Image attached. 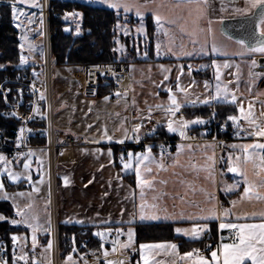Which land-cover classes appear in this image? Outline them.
I'll return each instance as SVG.
<instances>
[{"label": "crops", "instance_id": "1", "mask_svg": "<svg viewBox=\"0 0 264 264\" xmlns=\"http://www.w3.org/2000/svg\"><path fill=\"white\" fill-rule=\"evenodd\" d=\"M67 1L81 2L79 0ZM90 1L91 2L88 4L110 9L106 4L100 3V0ZM135 2L144 4L145 0H135ZM36 3L38 5L39 0H36ZM245 3L246 0H207V4L205 5L203 0H199V2H194L192 4L180 3L177 6L176 0H150L149 8L152 9V11H146L144 13L143 21L146 17H151L152 22L154 23L155 29L152 39V47L155 57L166 59L169 63L179 62L185 67L192 64L205 65V70L210 68V77L208 80L213 82L215 81L214 77H216L217 73L216 71L212 72L213 61H215L216 64L221 63L223 60L236 61L235 72L238 88L237 95L259 98L264 97V68H259L258 64L254 68L251 66V61L253 59H255L257 63L258 58L264 57V55L259 53L235 55V53H228L225 51V48L229 46L228 39L231 37L223 33L222 22L227 19L248 18L252 16L251 12L245 13V15L235 14V9H243ZM18 7L23 10L24 14L36 12V9H31L29 5H20ZM200 9H203L205 14L197 20ZM221 9H223V11ZM110 10L125 14L124 16L132 15L133 17H136L134 11L124 13L122 9ZM153 11L164 16L167 20L175 21V23H165L158 32L157 25L153 19ZM209 19L213 21L212 34H209L207 31L209 27ZM142 24L145 26V21L142 22L141 25ZM130 28V31L133 32L132 27ZM181 28L184 29L183 32L181 31ZM201 29H203V31H200ZM165 31L168 32V36L164 35ZM194 31L195 36L191 35ZM141 34L144 35L143 37L147 35L146 26L144 32ZM138 37L141 38L142 36L140 35ZM193 39H196L198 43L193 44ZM170 41L173 50L177 55L168 52ZM214 41L218 45L223 46L221 51L216 53L211 51V46ZM157 43L161 46V55L158 57L156 56ZM205 45V51L207 54L201 52V47ZM181 51L190 52L192 55H179ZM149 65H152V63L149 62ZM127 66L129 74V90L127 92L129 93L132 89V85L130 79V67L129 65ZM250 72L261 73V75H250ZM104 97L106 96L98 97L99 99L97 100L99 101ZM124 100L128 103L126 113H128L130 118H133L132 115L134 116V114L132 113L135 112L130 108V106L132 107V103L144 106L147 109L150 108L146 104V100L137 95L133 99L132 97L127 96ZM53 101L54 96L52 94V108L54 115ZM238 122L242 121L239 120ZM137 124L142 123H130L128 128H122L120 126L112 128L111 135H108L112 136L113 139L108 141L106 138L102 139V135L98 137H92L90 135H88V137H82L81 134H79V136L63 129L65 125H62L63 127H58L55 123L54 115L55 127L73 134L79 139L80 143L70 154H62L59 156L58 163L56 164L55 181L53 185L50 183L49 179L47 154L44 148L37 147L29 150L32 152V162L30 166L33 168L39 164L42 166V168L39 166L36 170L37 173L34 169L30 172L32 184H35L40 178V171L44 173L46 178L44 191H46V200H48L47 210L49 209V217L48 212L45 214V217L47 218L45 223L47 226L46 228L49 229L50 227L52 214L59 226H76L92 228L94 230L113 228L115 230L120 229L121 232L125 234L128 233L129 229H132L134 233L133 226L135 225L165 223L173 225L175 236L181 237L187 241L214 239L212 243L216 245L211 250H215L221 243H230L224 240L221 241V237L224 238L225 234L230 231L229 229H219V224L221 222H264V215H262L264 214V199H257L254 195L251 198L242 199L244 193L242 178L227 171L229 154L232 155L233 160H235V157L238 155L242 156L239 147L233 148L231 146L253 143L252 136L241 131L242 129H247L243 127V122L242 125H240V128L235 129L237 136L236 139L226 142L221 152H215L212 144L207 139L192 136V133L195 132L193 129L195 130V128H198L202 124H189L186 129L188 139H182L178 133H169L165 125H157L154 128H162L167 134L174 136V139L159 140L160 144H152V140L144 134V129L146 127V123H144L139 132V142L135 139H125L123 144L117 143L118 140L124 138L125 129L130 136H135L136 133H133L132 129ZM96 141H99V143H96ZM180 144H183L185 147L183 153L177 157L176 149L177 145ZM145 145L152 146V155L157 161L161 160V146H163L165 151L162 162L166 170L158 169L156 164H152L150 165L153 169L152 173L144 174L148 179L154 178V188L144 190L145 200L151 204L154 203L152 200L153 195L164 194L160 199L159 207L156 210V215L160 218L155 220L140 219L139 205L141 203V189L137 187L135 169L122 170L123 165L120 159L121 155L126 159L128 152H143ZM188 145H191V147L189 148ZM109 149H111L113 153L112 157L108 156ZM116 150L117 153H115ZM207 157H213L215 160L212 169L215 183H213L211 179H206V176L208 175L207 172L194 170L192 168L193 164L204 165L206 163H211V161L207 160ZM23 158H25V156H23ZM27 158L31 157L27 155ZM176 159L179 160L178 165L173 164V161ZM23 160L19 162L18 169L23 168ZM101 165L104 167L101 168ZM241 167L244 168L251 182L259 184L260 177L257 175L259 170L255 168L251 162L244 164L243 160H241ZM261 175H264V173H261ZM3 177L7 180V177ZM64 177L68 178V184H65ZM89 181H91V183H89ZM162 181L166 183H161ZM236 182H239V187L232 191H225L228 185H232ZM19 183L26 184V181L21 180L14 184ZM28 187L30 188V186L27 185V188ZM256 191L264 195V187H257ZM106 193L107 195H105ZM210 196L215 197L214 202H209ZM226 196H232V198L229 201L224 202L222 197ZM231 201H237V203L233 205ZM213 205L215 206L217 218L207 221L187 219L189 215L193 217L206 215L207 210L213 207ZM165 209L167 210L166 212L164 211ZM201 209H204V211L201 212ZM225 209H229L231 215H222ZM181 213L184 215L183 219L180 218ZM171 217L176 218L172 219ZM237 217L244 218L238 220ZM203 224L208 225V230L202 232L199 239H193L189 236H185L183 233H177L175 231L177 228L191 229L194 225L202 226ZM133 243L131 249L137 255L138 264H143L140 257L141 244L136 245L134 241ZM169 243L173 242H152L143 244ZM211 250H208L205 254L209 259L211 258ZM178 251L183 255L179 247ZM145 255L149 258L150 264H152V262H155V264H173V261H176V264H185L184 261H181L178 257L172 255L170 249L167 251L164 249L152 251L145 250ZM247 264H251V262L248 261Z\"/></svg>", "mask_w": 264, "mask_h": 264}, {"label": "snow or ice", "instance_id": "2", "mask_svg": "<svg viewBox=\"0 0 264 264\" xmlns=\"http://www.w3.org/2000/svg\"><path fill=\"white\" fill-rule=\"evenodd\" d=\"M29 0H12V18L13 20H17L19 16H23L24 12L22 9H20L17 4L18 3H27ZM194 2H199V0H177V6L180 3H187V4H192ZM31 6L35 7L38 6L36 4V0H30ZM100 3L106 4L108 8L110 9H116L120 10L122 9L124 13H129V12H135V15L141 20H143L144 13L146 11H152V9L149 8V3L150 0H145L144 4H139L136 3L135 0H100ZM203 3L206 5L207 0H203ZM223 11V9H221ZM255 10V11H253ZM251 12L252 13V23L254 24V32L251 34V38L255 40V44L252 46H245V42L243 40L236 41L242 51L238 54L243 55L245 53H259L261 55H264V0H246L245 7L243 9L237 8L235 9V14L239 15H245V13ZM153 19L157 25V31L159 32L160 29L163 27L165 23L172 24L175 23L173 20H167L164 16L158 14L157 12L153 11ZM204 10L200 9L199 10V15L197 16V20H199L201 17L204 15ZM68 15L72 16H78V13H71ZM31 22V21H30ZM212 24L213 21L209 19L208 21V33L212 34L213 29H212ZM18 28L21 27L20 24L16 25ZM116 28H121L122 26L118 23ZM77 30L79 31V26H77ZM123 31L124 34H128V30L126 26H123ZM138 32H144L143 26L139 27L137 29ZM181 31L183 32L184 29L181 28ZM200 31H203L201 29ZM43 33H41L42 35ZM165 36H168V32H164ZM191 35L195 36V31L191 33ZM27 37L21 36V40L24 41L26 40ZM118 43V41H117ZM193 44L198 43L196 39L192 40ZM21 49H23L24 44L22 43L20 45ZM157 55H160V44L157 43ZM205 46L201 47V52H205ZM222 45H218L215 41L212 43L211 46V51L213 53H216L218 51L222 50ZM29 50H32V45L29 44ZM120 49H114V51H119ZM168 52L172 53L173 55H177V53L173 50V47L171 45V41L168 47ZM145 55H147L145 53ZM179 55H192L190 52H183L181 51ZM27 62V58L24 55L20 56V64H25ZM213 66H215V61H213ZM251 66L254 68L257 66L256 60L253 59L251 61ZM2 67V66H0ZM163 67V66H161ZM224 67H228V64L225 63ZM99 70V68H98ZM111 71V69H109ZM250 75H256L259 76L261 73H251ZM167 79V77H165ZM216 79L217 81L220 80V72L219 69H217L216 73ZM205 87L207 88L208 85L207 83L205 84ZM168 91V101L167 104H158L156 107L158 109H163L165 116L167 117V124L166 128L169 133H178L182 139H188L186 135V129L188 128L189 124H204L205 121L203 119L197 118L193 121H188L181 116L179 120L176 119L177 114L180 112V109L182 107L181 102L178 100L177 96L175 93H173L172 89H167ZM177 92H185V89H183L179 83L177 84L176 87ZM117 96L120 95V93H116ZM41 99H44L43 94H41ZM105 100H108L109 97H104ZM219 99H223L225 101H228L229 99V89L227 85H221L220 83H217L216 85V91L214 95H210L208 98L204 99L201 101V103H209L210 101H217ZM190 102V101H188ZM232 103H236V96L234 94L231 95V101ZM151 112V109H149ZM239 111L242 113V116L238 117L236 115H230L227 117L229 121L232 122L233 127L235 128H240V124L238 121L240 119H244L249 127L252 129L250 132L248 129H242L241 131L247 133L249 136L253 137H258V138H264V126L261 124L257 123L256 120L253 118V113H252V105L249 104V110L247 113H245L244 108L241 106ZM33 112H38V109L34 106L33 107ZM13 116H17V113L13 112ZM149 119L151 118L150 116L148 117ZM159 123V122H158ZM91 127V125H89ZM142 127V124H137L135 127L132 129L133 133H136L135 136H130L128 131L125 129L124 130V138L120 139L117 141V143L123 144L125 139H135L137 142L140 140V129ZM155 130V129H154ZM19 133L16 137L17 139V144L21 143L22 140V134L24 133V128H21L19 130ZM239 135V133H238ZM107 139L108 141H111L113 139L112 136H109L107 133V129L105 128L102 139ZM96 143H99V141H96ZM184 145L180 144L177 145L176 153L177 157H179L184 150ZM190 148L191 145H188ZM231 147L237 148L239 147L242 152V156L238 155L235 157V160H233L232 155L229 154L228 157V168L227 171L230 173H234L235 175L239 176L242 178L243 185H244V193L242 196L243 198H251L253 195L257 199H264V195L260 194L259 192L256 191L257 187H264V175H261V173H264V143L261 142H254L251 144H243V145H232ZM23 155V153H21ZM29 157L32 155V153L28 154ZM113 153L111 149L108 151V156L112 157ZM165 155V151L163 149V146H161V160L157 161L156 158L152 155V146L151 145H145L144 151L143 152H128L127 157L121 155V163L123 165L122 170H129L134 168L135 169V175H136V183L137 187L141 189L140 193V198H141V203L139 205V216L141 220L144 219H159L160 217L156 215V210L159 207V201L164 195L163 193L159 195H153L152 200L154 203L149 204L145 200V189H153V179H148L145 177V173L151 174L153 169L150 167L152 164H156L158 169L161 170H166L164 164H163V158ZM208 161H211V163H206L204 165H196L193 164L192 168L194 170L198 171H203L207 172L208 175L206 176V179H211L213 183H215V177L212 175V169L215 164V160L213 157H207ZM241 160H243L244 164H248L251 162L255 168H257L259 171L257 175H259V184L253 183L249 180V177L244 170V168L241 167ZM0 162H4L5 164L7 163L6 158L0 154ZM111 162V160H110ZM174 165L179 164V160L176 159L173 161ZM30 167V161L29 159L24 160V168L25 170H28ZM104 166L101 165V168ZM0 172H6L7 173V179L13 183L21 180V176L18 173L12 172L8 170L6 167L5 168H0ZM23 179L27 180L29 185L32 186V177L31 175L25 176ZM41 183L43 182L42 180L40 181ZM64 182L65 184H68V178L64 177ZM91 183V181H89ZM161 183H166V182H161ZM239 187V182H236L232 185H228L225 189V191H232L233 189ZM32 191L33 192H38L39 189L36 188L35 186H32ZM0 193L3 195L0 196V198L8 200L10 197L8 196L7 192L5 191V185L3 182H0ZM17 195L23 196L24 193H17ZM107 195V193L105 194ZM182 199V198H181ZM215 197L210 196L209 197V202H214ZM233 205L237 203V201H231ZM13 209L15 212V216L18 217V219H11L8 220L7 217L0 215V221H5L8 220L9 223L12 225H20L23 224L27 229L31 230L32 233V242H33V248L36 246V233L41 230V225L39 224L38 217L31 212L32 209V204H25L23 207H20L18 204L13 202ZM165 212L167 211L166 209L164 210ZM204 209H201V212H203ZM222 215H231V212L229 209H225ZM264 215V214H262ZM168 218V217H166ZM172 219H175L176 217H171ZM181 219L184 218L183 213H181L180 216ZM217 218L216 216V210L215 206L209 208L207 210L206 215H200L197 217H193L189 215L187 219L189 220H210ZM244 217H237V219H243ZM131 222V221H129ZM219 229H229V230H234L235 231V238L232 243H221L218 245V247L215 250L210 251V259L201 254L199 249H192L191 251L183 253L181 255L178 251V246L174 243H169V244H141L140 245V257L141 260L143 261V264H150L149 258L146 257L145 255V250L152 251V250H157V249H164L165 251L171 250L172 255L175 257H178L179 260L184 261L185 264H247L248 261L251 262V264H264V222L261 223H224L221 222L219 224ZM205 230H208V225L203 224L202 226H196L194 225L191 229H182V228H177L175 231L177 233H183L185 236H189L193 239H199L201 236V233L204 232ZM118 234H122L120 229H117ZM94 235L100 237L101 241L105 239V233L103 232H96ZM127 243L121 244L120 247L122 248H128L132 245L134 241V233L132 229L128 230L127 233ZM19 238L16 235H12L11 240L13 243V247L16 246L17 240ZM223 240L224 238L221 237ZM238 240V242H236ZM114 247L113 251H115V244L116 241H113ZM101 247L103 248V244H101ZM48 248H51V241H49ZM206 248L210 249V245L206 246ZM76 251L75 247H73V253ZM105 256V264H117V262L108 260V252H104ZM67 262L69 264H74L73 262V256L72 254H69L66 258ZM18 261H23V264H28V254L26 252H22L21 255L17 256L15 253H13V258H12V264H17ZM0 264H9L8 260L0 257ZM31 264H39L38 261L35 260V258H32ZM122 264V262H121ZM152 264H155V262H152ZM173 264H176V261H173Z\"/></svg>", "mask_w": 264, "mask_h": 264}, {"label": "rangeland", "instance_id": "3", "mask_svg": "<svg viewBox=\"0 0 264 264\" xmlns=\"http://www.w3.org/2000/svg\"><path fill=\"white\" fill-rule=\"evenodd\" d=\"M84 2L85 0H79ZM87 3L91 2L90 0L85 1ZM37 4V3H36ZM26 6L29 5L31 9H36L35 13H25L23 16H19L17 20H15V26L20 24L21 27H17L18 36L20 40V45L23 43L24 47L21 49V55H24L27 58V62L25 64H20L21 68H26L29 66H38L41 68V64L43 62V34L42 32V20L40 15V7L31 6L30 0L27 3H18L17 6ZM37 7V8H36ZM38 9V11H37ZM125 14H123L124 16ZM133 18L135 21H132ZM124 21L120 23L121 28H117V32L119 36L116 38V49L119 48V51H116L119 57L126 59L128 58V52L126 50L125 43L121 40L122 38H134L138 36H144L143 32H138L137 29L141 25L143 20L139 17H133L132 15L124 16ZM31 21V22H30ZM137 21V22H136ZM139 23V24H138ZM145 25V24H144ZM74 34L78 33L77 24L75 25ZM123 26L127 27L128 34L125 35L123 31ZM130 27H132L133 32L130 31ZM145 28V26H143ZM21 36L27 37L26 40L22 41ZM53 37V31L52 36ZM229 46L225 49L228 53L238 54L242 51L241 47L235 43L236 40L233 38L228 39ZM118 41V43H117ZM29 44L32 45V50H29ZM246 46V44H245ZM248 47V46H246ZM51 49H52V38H51ZM157 52V51H156ZM20 55V56H21ZM161 55V53H160ZM159 55V56H160ZM239 55V54H238ZM156 56L158 57L157 53ZM142 58H147V55H143ZM162 58V57H160ZM130 67V79L132 89L131 91L125 92L118 96L117 101H111L110 98L105 100L104 98L101 100H97L99 98L94 97H85L80 92L78 80L74 76V72L77 68L70 67H59L54 64L53 54H52V70H51V90L54 96V111H55V123L58 127H63V129L68 130L71 133L76 135L81 134L82 137H88V135L92 137H98L100 135L103 136L105 128L107 129V133L111 135L112 128L116 126H120L122 128H128V125L133 122L137 123H146V127L152 131H157V128H154L157 125L166 126L167 117L163 109H158L156 105L158 104H167L168 101V91L167 89H172L173 93L177 96L178 100L181 102L182 107L180 112L177 114L176 119L179 120V114H183V110L187 106L193 105H207L213 104L217 102L221 103H229L235 105L237 109V116H242V113L239 111L242 106L245 110V113L249 110V104L252 105V113L253 118L257 123L264 126V97H253V96H238V88H237V77L235 72V63L233 60H223L221 63L216 64L212 68V72L219 69L220 72V80L217 81L216 77H214V82L208 79L199 77L197 74L199 72L205 71V65L202 64H192L187 67L183 66L182 63L179 62H164V63H156L153 62L152 65L149 63H136L131 59H128ZM225 63L228 64V67H224ZM163 66V67H161ZM167 77V79H165ZM217 82L222 86L227 85L229 89V99L225 101L223 99H219L217 101H210L209 103H201L204 99L208 98L210 95H214L216 91ZM185 89V92H177L176 87L177 84ZM207 83L208 87H205ZM133 93V94H132ZM234 94L236 96V103H232L231 95ZM140 96L146 100V104L150 108H145L141 105H135L132 103V108L135 112L133 118H130L128 113H126V109L128 107V103L124 100L125 97L129 96L132 99L135 96ZM108 97V96H107ZM190 101V102H188ZM134 102V100H133ZM151 109V112L149 111ZM151 117L150 119L148 117ZM243 122V127L252 129L249 127L248 123L244 119H240ZM153 121V122H152ZM159 122V123H158ZM91 125V127H89ZM155 129V130H154ZM80 136V135H79ZM252 141L264 143V138H258L252 136ZM212 144V142H210ZM213 146V144H212ZM36 148L39 146H35ZM214 148V146H213ZM224 148V145H223ZM215 150V149H214ZM223 150V149H222ZM216 152V151H215ZM221 152V151H220ZM29 153H32L29 151ZM27 152V155L29 154ZM34 154V152H33ZM44 154V153H43ZM26 152L24 153L25 158H27ZM31 158H27L30 161V165L32 162ZM23 160V163H24ZM19 162L12 164L7 161V163L0 166V168H7L8 170L18 173L21 176V180L25 176L30 175V172L34 169L36 170L39 164L35 168L29 167L28 170H25L24 166L22 169H18ZM37 173V172H36ZM40 178L32 184L39 189L38 192L32 191V186L29 185L28 181H26V185L30 186V188H26L23 190H7L5 187V191L7 192L10 199L5 200L0 198V200H5L10 202L13 205V202L18 204L20 207H23L25 204H32L31 212L38 217L39 224L41 225V230L36 233V246L33 248L32 242V233L30 229H27L23 224L14 225L19 226L27 230L26 233L16 234L19 238L17 240V244L14 247L15 251L18 254H22V252L28 253L32 249H38L43 264L51 263V248H48V244L50 241V227L46 228V217L45 214L48 212L49 217V209L47 210L48 200H46V191L44 188L46 186V178L42 171H40ZM38 173V174H40ZM3 176L7 177L6 172H0V182H3ZM8 180V179H7ZM6 180V181H7ZM19 180V181H21ZM43 181L42 183L40 181ZM9 183L14 184L9 181ZM18 182V181H17ZM15 182V183H17ZM5 185V184H4ZM17 193H24L23 196L17 195ZM3 194L0 193V196ZM18 219V217H15ZM125 234V233H124ZM127 237V234H125ZM128 239V238H127ZM133 244L130 246L133 247Z\"/></svg>", "mask_w": 264, "mask_h": 264}, {"label": "built area", "instance_id": "4", "mask_svg": "<svg viewBox=\"0 0 264 264\" xmlns=\"http://www.w3.org/2000/svg\"><path fill=\"white\" fill-rule=\"evenodd\" d=\"M69 4L70 1L60 0L59 7L56 8L53 0H39V12L43 27V62L41 68L35 66L29 70H17L8 73L0 72V154L6 158V161L15 164L23 160L25 152L36 148L35 146H30L28 140L44 139L45 144L39 147L44 148L46 151L48 174L52 185L55 181L56 164L59 156L70 154L80 143L79 139L73 134L55 127L52 108L51 21L59 20L77 23L79 15H68L78 13L69 9ZM74 76L78 80L80 92L85 97L98 98L99 88L102 84L110 85L107 96L111 101H117L118 96L116 93L121 95L129 90L128 66L121 62L78 67L74 72ZM41 94H43L44 99L40 98ZM34 106L38 109V112H33ZM13 112L17 113V116H13ZM181 116L182 114H179V117ZM238 123L242 125V122ZM21 128H24V133L18 146L16 137L20 134L19 130ZM232 128L233 131L227 137H223L224 126L219 128L217 133L212 126V121H208L199 126L197 131L192 133V136L207 139L212 142L215 151L220 152L226 142L236 139V128L233 125ZM144 134L152 140V144H160L159 140H156L158 137L157 131H152L145 127ZM3 164L4 162H0V166ZM96 232L105 233V239L101 241L100 237L94 235ZM121 233L118 234L117 230L113 228L90 232L87 228L79 227L61 238L59 225L52 214L50 220L52 249L50 264H69L66 260L69 254H72L74 264H105V251L108 252L107 259L115 261L117 264H121V262L122 264H138L137 255L131 247H120L121 244L127 243L126 235L123 232ZM234 238L235 231L230 230L225 234L223 240L232 243ZM113 241H116L115 251H113ZM101 244H103V248ZM208 245H210V249L206 248ZM215 245L212 242H208L204 248L199 249L200 253L205 255ZM73 247L76 249L74 253ZM13 253L17 256L20 255L13 247L10 257L4 240L0 239V257L12 264ZM27 254L28 264H31L32 258H35L39 264H43L38 249H32ZM17 264H23V261H18Z\"/></svg>", "mask_w": 264, "mask_h": 264}, {"label": "trees", "instance_id": "5", "mask_svg": "<svg viewBox=\"0 0 264 264\" xmlns=\"http://www.w3.org/2000/svg\"><path fill=\"white\" fill-rule=\"evenodd\" d=\"M60 0H53V4L58 8ZM12 0H0V72L8 73L17 70H29L35 66L26 68L20 67V40L18 30L15 26V20L12 18ZM69 9L75 10L79 14V21L73 23L70 21L52 20V54L54 64L59 67L78 68L91 64L107 65L111 63L128 64L129 60L136 63H160L167 62L166 59L156 58L152 47L154 35V23L151 17L145 18L146 36L134 38H122L128 52V58L123 59L118 56L116 51V38L119 36L117 28L118 23H122L124 16L122 13L112 11L99 6H94L85 2H70ZM134 21V19H131ZM79 26V31L75 35V25ZM67 28H70L67 34ZM147 58H142L144 54ZM199 77L208 79L210 77V68L197 74ZM109 84H102L99 88L98 97L107 96ZM183 118L193 121L197 118L205 122L212 121V126L218 133L219 128L224 126L223 137H227L233 131L232 122L227 119L230 115L237 116L235 105L229 103H213L207 105L187 106L183 110ZM193 131H197V128ZM156 140H173L174 136L167 134L162 128L157 130ZM30 146H43L44 139L28 140ZM117 153V150L115 151ZM3 183L7 190H23L27 188L25 183L9 184L4 177ZM232 196L222 197L224 202L229 201ZM0 215L15 219V212L10 202L0 200ZM0 221V239L4 240L7 250L10 253L13 249L11 240L12 235L26 233L27 230L17 227L8 222ZM76 226H59L61 238L65 234L77 230ZM134 242L136 245L152 242H173L178 245L182 253L192 249H202L208 242L214 239L202 241H187L174 234L173 225L165 223L139 224L133 226ZM90 232L94 229L87 228ZM211 240V241H210Z\"/></svg>", "mask_w": 264, "mask_h": 264}, {"label": "water", "instance_id": "6", "mask_svg": "<svg viewBox=\"0 0 264 264\" xmlns=\"http://www.w3.org/2000/svg\"><path fill=\"white\" fill-rule=\"evenodd\" d=\"M177 1V0H176ZM252 16L248 18H236L227 19L222 22V31L234 40H243L246 46H252L255 44V40L251 38V34L254 32V24L251 22ZM70 28H67V34H69ZM259 68H264V57H260L257 60Z\"/></svg>", "mask_w": 264, "mask_h": 264}]
</instances>
